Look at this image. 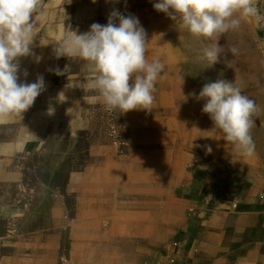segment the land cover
<instances>
[{"label":"rangeland","instance_id":"obj_1","mask_svg":"<svg viewBox=\"0 0 264 264\" xmlns=\"http://www.w3.org/2000/svg\"><path fill=\"white\" fill-rule=\"evenodd\" d=\"M155 2L45 0L36 15L20 79L42 75L46 90L22 120L0 119V264H186L190 254L216 264L205 243L222 246L208 239L220 206L228 202V220L264 211V0L220 37L226 54L212 67L202 58L208 41ZM114 9L138 17L146 58L165 63L152 112L107 110L89 88L94 70L55 57L66 28L86 32ZM219 79H235L258 105L251 156L202 112V87Z\"/></svg>","mask_w":264,"mask_h":264},{"label":"clouds","instance_id":"obj_2","mask_svg":"<svg viewBox=\"0 0 264 264\" xmlns=\"http://www.w3.org/2000/svg\"><path fill=\"white\" fill-rule=\"evenodd\" d=\"M44 3L45 0H0V119L22 120L46 90L42 75L32 83L21 81L19 60L31 54L38 27L36 15L43 11ZM257 4L258 0H156L153 8L192 36L208 41L202 48V58L207 67H212L226 54L220 37L237 30L243 18L258 16ZM148 42L138 17L114 9L106 24L93 23L86 32L77 34L66 28L53 51L57 59L79 58L94 70L89 88L98 93L107 110H119L120 114L132 110L152 112L157 82L165 79L166 73L160 58L151 62L146 58ZM53 71L62 74L59 68ZM27 75L25 70L23 76ZM197 98L205 101L202 112L209 115L214 128L224 132L225 140L234 143L243 155L251 156L255 145L250 133L258 105L245 88L235 79H219L204 84ZM212 150L210 145L206 147L209 154Z\"/></svg>","mask_w":264,"mask_h":264},{"label":"crops","instance_id":"obj_3","mask_svg":"<svg viewBox=\"0 0 264 264\" xmlns=\"http://www.w3.org/2000/svg\"><path fill=\"white\" fill-rule=\"evenodd\" d=\"M228 207V202L222 204L213 222L208 224L211 231L208 239L221 237L222 246L206 242L207 250L217 259L216 264H225L228 260H237L240 264H264V211H253L251 215L228 220ZM198 257L190 254L185 263L197 264Z\"/></svg>","mask_w":264,"mask_h":264},{"label":"built area","instance_id":"obj_4","mask_svg":"<svg viewBox=\"0 0 264 264\" xmlns=\"http://www.w3.org/2000/svg\"><path fill=\"white\" fill-rule=\"evenodd\" d=\"M260 20V19H259Z\"/></svg>","mask_w":264,"mask_h":264}]
</instances>
